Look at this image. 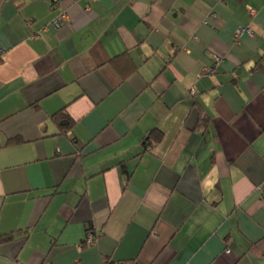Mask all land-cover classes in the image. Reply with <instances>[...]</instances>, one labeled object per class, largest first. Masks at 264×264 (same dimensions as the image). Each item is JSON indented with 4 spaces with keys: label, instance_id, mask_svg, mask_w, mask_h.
Instances as JSON below:
<instances>
[{
    "label": "crops",
    "instance_id": "obj_1",
    "mask_svg": "<svg viewBox=\"0 0 264 264\" xmlns=\"http://www.w3.org/2000/svg\"><path fill=\"white\" fill-rule=\"evenodd\" d=\"M61 7L0 0V264H264V0Z\"/></svg>",
    "mask_w": 264,
    "mask_h": 264
},
{
    "label": "built area",
    "instance_id": "obj_2",
    "mask_svg": "<svg viewBox=\"0 0 264 264\" xmlns=\"http://www.w3.org/2000/svg\"><path fill=\"white\" fill-rule=\"evenodd\" d=\"M47 1L51 4L52 7H55V8L58 9V12H57L56 16L51 21V25L53 27H55L56 29H60L63 26V24L65 23V21L67 20V18H68L67 11L63 7H61L62 3L65 0H47ZM220 1L221 2H225L227 0H220ZM247 8H248V12H249V14L251 16H254L256 14L257 10L254 7L248 5ZM216 18H217L216 12L211 11L209 13V15L207 16V18L204 20V23L207 24V25H212V21L214 19H216ZM242 33H246L248 35H253L254 34V30L250 26L240 27V28L237 29V31H236V33L234 35V40L238 41V38L240 37V35H242ZM220 60H221L220 57H218L217 55H214L213 56V65L208 67L207 72L208 73L215 72V67L214 66L217 65ZM259 189L261 191L262 199H263V203H264V189L261 186L259 187ZM94 239H95L94 235H93L92 231L90 230L88 235H87L86 242L87 243H93Z\"/></svg>",
    "mask_w": 264,
    "mask_h": 264
},
{
    "label": "trees",
    "instance_id": "obj_3",
    "mask_svg": "<svg viewBox=\"0 0 264 264\" xmlns=\"http://www.w3.org/2000/svg\"><path fill=\"white\" fill-rule=\"evenodd\" d=\"M53 119L58 124L61 131L69 130L74 125V120L65 111L58 112L53 116ZM9 142H17V140H10ZM15 238V234H7L0 236V243L10 242Z\"/></svg>",
    "mask_w": 264,
    "mask_h": 264
}]
</instances>
